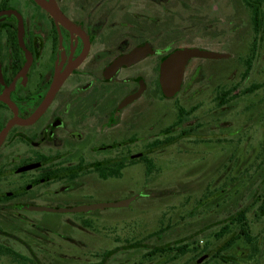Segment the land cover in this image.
Segmentation results:
<instances>
[{
	"label": "flooded vegetation",
	"instance_id": "1",
	"mask_svg": "<svg viewBox=\"0 0 264 264\" xmlns=\"http://www.w3.org/2000/svg\"><path fill=\"white\" fill-rule=\"evenodd\" d=\"M214 27L225 30L216 47ZM263 34L264 0H0V264H264V145L224 142L260 123L239 118L221 150L196 154L189 182L159 183L150 150L197 128L178 107L150 136L148 107L161 63L181 49L222 57L190 58L170 99L186 77L237 60L212 110L252 103ZM178 188L188 212L170 219Z\"/></svg>",
	"mask_w": 264,
	"mask_h": 264
},
{
	"label": "rangeland",
	"instance_id": "2",
	"mask_svg": "<svg viewBox=\"0 0 264 264\" xmlns=\"http://www.w3.org/2000/svg\"><path fill=\"white\" fill-rule=\"evenodd\" d=\"M220 31V27H214L211 30L212 39L210 40L212 41V46L216 47L221 43L222 38H224L223 32H225V30L223 29L222 36H219ZM208 41L206 40L204 43H208ZM238 49V53L244 54L247 51V46L240 45ZM233 60L235 59L233 58ZM191 65L194 66L195 63ZM210 67H212L211 64ZM213 68L220 69L222 65L215 64ZM205 70L208 71L207 68ZM240 70L241 66L236 60V62H231L230 66H228V70L222 71L221 74H217L215 77L209 78L202 77L201 75H198L196 78L186 77L183 91L173 99H163L159 97L160 94H158V97L154 95V97L148 99L150 136L157 132L167 130L174 119L178 107H182L185 111L190 112L186 115V127L190 125L191 127L197 128L195 136H191V138L184 137L185 139L169 140L165 142L160 149L154 152L150 150V157L153 158L155 165L159 167V172L153 177V181L159 183L189 182L191 176L190 170L196 165L195 163L198 164L200 160L204 159L207 150H221L223 145H225L224 142L228 143L230 149H239L242 142L241 138L243 139L242 143H247L249 139H252V143L261 141V146L264 145V88H262L260 94L252 98L254 100L252 103H246L245 100V106L242 101H239V103H232L227 109L218 113L213 112L211 107L213 97L211 92L214 86L217 84L227 83V85H232L237 83L240 77ZM211 71H208V73H211ZM251 77L252 83L264 84V46L260 48L257 63H255ZM151 80L150 78V82ZM246 107H251L249 112H246ZM239 118L242 120L254 119L255 122L260 124H256L255 126H244V134H246L243 137H241L242 135L240 139L228 137L226 141V139H224L225 129L231 131L240 127L242 121H239ZM213 119H219L221 121L220 124H217V130L212 128V124H214V122H212ZM196 154L197 158H200L198 162L194 158ZM180 185L181 184H179L178 187H181ZM178 189L176 190L178 191ZM179 192V196H169L166 198L170 200L164 201L165 203L168 202L166 208L170 211V219L173 218L178 208L181 209V214H187L188 212V194H185L182 190ZM186 193H188V191H186ZM160 207L163 208V206ZM185 208L187 209L184 210ZM50 220L55 223L56 219L52 218ZM131 225L132 229H140L141 221L133 219ZM124 228L125 226H118L119 230Z\"/></svg>",
	"mask_w": 264,
	"mask_h": 264
},
{
	"label": "water",
	"instance_id": "3",
	"mask_svg": "<svg viewBox=\"0 0 264 264\" xmlns=\"http://www.w3.org/2000/svg\"><path fill=\"white\" fill-rule=\"evenodd\" d=\"M220 58L221 55L215 53L202 52L195 49H181L172 54H170L160 65L159 68V86L161 94L164 98L170 99L174 97L180 90V86L183 79V73L185 66L190 58ZM129 60H124L122 62H116L114 65H120L123 63H128ZM54 80L51 89L48 93V98H51L53 93L57 88V83ZM57 82V81H56ZM139 93H136L124 100V103L136 98ZM47 100V99H46ZM118 206V205H115Z\"/></svg>",
	"mask_w": 264,
	"mask_h": 264
},
{
	"label": "trees",
	"instance_id": "4",
	"mask_svg": "<svg viewBox=\"0 0 264 264\" xmlns=\"http://www.w3.org/2000/svg\"><path fill=\"white\" fill-rule=\"evenodd\" d=\"M159 97H161V98L165 99V98L162 96V94H161V93H160V96H159ZM262 148H264V146H263Z\"/></svg>",
	"mask_w": 264,
	"mask_h": 264
}]
</instances>
